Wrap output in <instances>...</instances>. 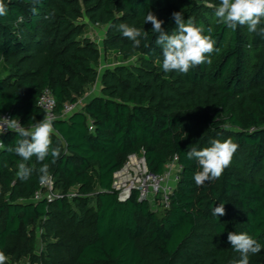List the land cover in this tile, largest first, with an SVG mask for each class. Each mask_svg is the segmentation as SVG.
<instances>
[{
    "label": "trees",
    "instance_id": "trees-1",
    "mask_svg": "<svg viewBox=\"0 0 264 264\" xmlns=\"http://www.w3.org/2000/svg\"><path fill=\"white\" fill-rule=\"evenodd\" d=\"M4 3L0 116L9 114L31 128L45 117L38 100L49 89L59 115L52 147L61 152L55 164L51 155L43 162L35 156L23 161L8 151L21 137L14 131L3 134L0 252L5 264L23 254L22 235L37 225L47 240L55 238L68 248L57 264H231L240 254L228 242L230 232L247 233L264 245V37L250 34L247 26L233 31L219 22L214 8L219 0H41L36 15L31 0ZM53 10L54 17L44 19ZM149 11L164 21L168 34L177 28L174 12L203 26L204 35L212 28L219 49L211 54L212 63L186 75L164 72L158 34L145 23ZM85 18L108 26L107 63H113L112 55L119 64L103 72L100 94L88 100L83 99L102 64L97 42L86 36ZM120 23L147 31L149 38L133 47L116 30ZM130 58L136 60L124 63ZM79 102L63 116L66 104ZM213 139L239 147L218 179L197 187L193 176L201 169L186 153L211 146ZM131 155L143 157L158 174L178 157V181L161 214L137 191L119 200L114 175ZM20 163L34 169L28 180L17 176ZM43 164L59 191L52 200L36 199L46 192L40 182ZM96 189L97 206L90 208ZM221 202L225 215L213 217L211 209ZM34 257L35 264H56ZM249 264H264V248L250 254Z\"/></svg>",
    "mask_w": 264,
    "mask_h": 264
},
{
    "label": "clouds",
    "instance_id": "clouds-1",
    "mask_svg": "<svg viewBox=\"0 0 264 264\" xmlns=\"http://www.w3.org/2000/svg\"><path fill=\"white\" fill-rule=\"evenodd\" d=\"M41 0H31L30 11L33 15L38 14L36 7ZM215 16L219 22L225 24L233 31L237 26H247L248 32L255 33L264 37V27H261L264 20V0H219V4L214 6ZM7 15V6L4 0H0V16ZM55 10L48 13L44 19L53 18ZM177 28L168 34L162 27L164 21L157 18L151 11L145 16V23H151V32L158 34L155 43L162 48V70L164 72L176 71L181 74H188L189 70L201 64H211V54L219 49L215 48L216 41L212 38V28H208V35H204L203 26H196L192 18L185 22L182 12L172 13ZM23 17L20 21L23 22ZM116 30L132 41V46L139 48L141 40H147L149 34L127 23L116 25ZM18 133L21 137L16 142V146L9 147L8 151L14 152L22 158L23 161L30 160L33 156L40 162H43L49 155L52 157V164H55L60 157V148L52 147L51 136L54 132L53 121L47 117L34 124L31 128L23 127L18 119H9L0 117V134L6 130ZM209 147L197 150L195 147L190 148L186 155L188 159H195L200 166L199 171L194 173L193 179L197 187H202L206 182L218 179L225 169L230 166L234 153L238 150V144L231 140L220 141L213 139ZM0 146L3 143L0 142ZM34 169L25 163L18 166L17 176L21 180H28ZM40 182L44 183L49 179V165L43 164L39 169ZM213 217L225 215V205L220 203L219 206L211 209ZM228 242L232 248L240 254V258L233 260L231 264H249L250 254H258L264 245H261L256 239L249 234L240 232H230L227 236ZM7 257L0 252V264H5Z\"/></svg>",
    "mask_w": 264,
    "mask_h": 264
},
{
    "label": "built area",
    "instance_id": "built-area-1",
    "mask_svg": "<svg viewBox=\"0 0 264 264\" xmlns=\"http://www.w3.org/2000/svg\"><path fill=\"white\" fill-rule=\"evenodd\" d=\"M80 103L81 102L66 104L63 116L67 117V115L79 108ZM38 106L45 112V117L51 119L53 123L59 118V115L56 113V99L49 89L42 91L38 100ZM0 117L11 119L9 114H3ZM4 127L6 130L3 134L11 131L7 130L6 125ZM3 134H0V142L2 143ZM3 146H0V151ZM166 166L163 174L154 173L149 170L143 157L137 155L129 156L124 167L114 175L113 187L118 192L119 200L125 201L131 196L133 191H137L139 199L148 201L155 211H165L170 206V196L175 187L169 186L167 182L171 178L178 181V174H174L173 176L172 169L176 166L178 168V173L181 169V166L178 164V157L169 161ZM41 185L46 189V192L37 193L36 199L47 197L52 200L54 196H58L52 191L54 187L52 176H49V179L41 183Z\"/></svg>",
    "mask_w": 264,
    "mask_h": 264
},
{
    "label": "rangeland",
    "instance_id": "rangeland-1",
    "mask_svg": "<svg viewBox=\"0 0 264 264\" xmlns=\"http://www.w3.org/2000/svg\"><path fill=\"white\" fill-rule=\"evenodd\" d=\"M84 23L88 26L86 36L90 37L94 41L97 42L100 51H101V68H100V75L97 80V82L94 84L93 87L89 88L88 91L85 94V97L83 100H88L92 96L100 94V80L102 77L103 72L108 68H114L116 65H119L117 63V60L115 56L110 55V60L113 61L112 64L107 63V54L105 52L104 42L106 38V32L108 26L103 25H94L92 24L89 19L85 18ZM135 58H130L129 60L125 61L124 63H131L134 62ZM82 100V101H83ZM233 129V128H232ZM167 167V166H166ZM173 176L174 174H178V168L175 166L174 169H172ZM171 176V177H173ZM177 181L174 178H171L168 180L167 184L171 187H174L176 185ZM53 193L57 195L59 193L58 190H54V187L52 188ZM98 193V189H96L93 193L90 194V197L92 199V202L90 204V208H94L97 206V199L96 194ZM73 192L70 193L72 195ZM160 214L162 211H158ZM43 227L41 225H37L32 232H24L22 235V242L20 244L21 247L24 248V252L21 256L18 255V253L15 254L13 257L12 264H35L32 262V259L35 258L34 255L38 254L41 257L45 259H52L54 263H58V260L61 261L65 260L64 258L67 257L69 251L68 248L65 246V244L56 243L55 238L46 239L45 236H43ZM43 249L47 251L48 256H45L43 253ZM43 264V263H38Z\"/></svg>",
    "mask_w": 264,
    "mask_h": 264
},
{
    "label": "crops",
    "instance_id": "crops-1",
    "mask_svg": "<svg viewBox=\"0 0 264 264\" xmlns=\"http://www.w3.org/2000/svg\"><path fill=\"white\" fill-rule=\"evenodd\" d=\"M110 60V58H108ZM109 62V61H108Z\"/></svg>",
    "mask_w": 264,
    "mask_h": 264
}]
</instances>
